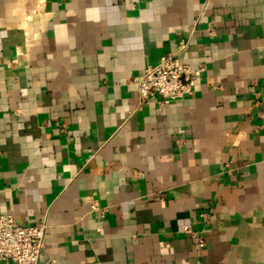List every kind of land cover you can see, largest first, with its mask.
Masks as SVG:
<instances>
[{
    "label": "crops",
    "instance_id": "1",
    "mask_svg": "<svg viewBox=\"0 0 264 264\" xmlns=\"http://www.w3.org/2000/svg\"><path fill=\"white\" fill-rule=\"evenodd\" d=\"M166 53L195 91L141 103ZM0 213L41 264H264V0H0Z\"/></svg>",
    "mask_w": 264,
    "mask_h": 264
},
{
    "label": "built area",
    "instance_id": "2",
    "mask_svg": "<svg viewBox=\"0 0 264 264\" xmlns=\"http://www.w3.org/2000/svg\"><path fill=\"white\" fill-rule=\"evenodd\" d=\"M209 31L210 34L214 33L212 27ZM186 46L182 41L180 51ZM202 69H193L189 64L181 62L177 53L162 55L159 62L148 65L136 79L140 102L146 103L151 98L159 97L161 103L167 104L192 95L201 78ZM92 209L101 208L93 203ZM47 228L46 220L23 226L12 215L0 213V264H41ZM184 230L197 236L187 225ZM205 246L206 242L202 238L195 244L196 249ZM197 264H202V261L199 260Z\"/></svg>",
    "mask_w": 264,
    "mask_h": 264
}]
</instances>
